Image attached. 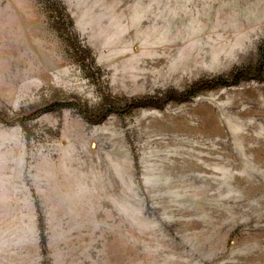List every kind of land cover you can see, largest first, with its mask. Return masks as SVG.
<instances>
[{"label":"rangeland","instance_id":"374dc122","mask_svg":"<svg viewBox=\"0 0 264 264\" xmlns=\"http://www.w3.org/2000/svg\"><path fill=\"white\" fill-rule=\"evenodd\" d=\"M0 264H264V0H0Z\"/></svg>","mask_w":264,"mask_h":264},{"label":"trees","instance_id":"16d2710c","mask_svg":"<svg viewBox=\"0 0 264 264\" xmlns=\"http://www.w3.org/2000/svg\"><path fill=\"white\" fill-rule=\"evenodd\" d=\"M43 113V112H42Z\"/></svg>","mask_w":264,"mask_h":264}]
</instances>
